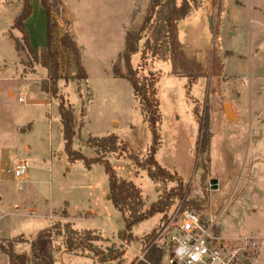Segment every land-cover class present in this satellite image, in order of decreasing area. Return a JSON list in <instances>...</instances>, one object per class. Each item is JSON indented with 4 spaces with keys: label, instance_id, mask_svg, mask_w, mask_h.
<instances>
[{
    "label": "rangeland",
    "instance_id": "obj_1",
    "mask_svg": "<svg viewBox=\"0 0 264 264\" xmlns=\"http://www.w3.org/2000/svg\"><path fill=\"white\" fill-rule=\"evenodd\" d=\"M6 1L21 4L20 0H0ZM28 1L31 14L24 27L30 44L44 49L49 44L46 11L39 0ZM56 1L59 12L52 7L50 45L58 58L57 96L73 108V149L93 157L88 137L114 134L127 152L145 156L151 139L148 125L130 83L115 77L112 70L123 51L126 31L149 14L150 0ZM201 1L193 0L190 11ZM236 2L240 7L234 25L224 26L226 33L230 27L232 37L228 40L224 35V41H230L227 46H214L212 63L200 49L182 45L186 56L202 63L205 78L189 84L185 76L172 74L168 56L154 57L152 47L147 48L148 32L138 42L139 52L132 55L133 66L140 67L138 76L153 82L156 89L160 145L155 158L171 176L153 180L125 153L107 158L119 177L132 180L141 189L145 208L176 189L179 179L186 187L181 198H169L163 212L133 225L131 240L122 237V215L106 198L104 165L86 168L80 160L68 161L58 98L41 91L47 69L25 51L10 49L7 36L0 33L1 244L28 253L29 241L40 229L55 221L69 222L78 230H94L98 239L92 245L97 250L106 253L111 248L123 255L100 262L92 251L65 250L60 235L54 237L59 246L55 264H129L142 255L151 230L153 236L147 241L162 246L181 212L189 209L203 220H216L215 233L230 246H242L245 237L255 241L253 247L239 250L237 264H264V0ZM212 16L214 24L215 12ZM2 24L7 26L5 20ZM12 31L21 36L16 29ZM66 31L79 49L86 79L76 77L75 57L60 45ZM215 36L211 29L206 32L210 46ZM228 46L234 52V61L225 65L231 73L220 63L232 54ZM120 69L125 71L122 62ZM23 94L27 99L20 103L18 97ZM204 117L211 138L207 151L200 154L197 139ZM14 159L28 160L26 180L16 181L8 171ZM211 180H215L213 185ZM0 264H8V256L1 251Z\"/></svg>",
    "mask_w": 264,
    "mask_h": 264
},
{
    "label": "trees",
    "instance_id": "obj_2",
    "mask_svg": "<svg viewBox=\"0 0 264 264\" xmlns=\"http://www.w3.org/2000/svg\"><path fill=\"white\" fill-rule=\"evenodd\" d=\"M21 9L14 18L10 29H16L21 36L17 37L9 33L14 43L16 51H25L33 61L38 62L48 71L47 80L41 83V91L52 97L58 98V113L61 123L62 138L64 141V151L69 162L80 160L86 168H90L92 164L101 163L105 167L108 179V195L107 198L111 204L117 209L123 218L124 228L122 237L125 240H131V229L136 223L163 212L170 203L169 198L173 196L182 197L185 192L182 188L186 187L182 180L177 181V188L169 193L154 200L149 207L145 208V202L142 197L141 189L130 179L119 177L114 168L111 166L107 156L109 154L122 155L125 153L136 166L146 170L149 178L155 180L157 178H169L170 173L162 167L155 158L157 148L160 145L159 123L160 114L158 112V101L156 98V89L154 83H149L145 77L138 76L139 65L136 67L132 64V55L139 52L138 42L143 33L148 32L146 45L149 49L152 47L154 57L163 58L166 55L171 64V73L174 75H182L187 78L189 84L202 76V65L199 62L186 56L182 44L178 38L177 23L185 17L190 11L191 2L193 0H150L149 14L145 15L138 25L127 30L124 35V48L119 55L117 62L113 66V75L126 79L131 87L132 94L138 102L139 108L144 120L146 121L151 139L147 146L145 156L140 157L136 153L127 152L126 146L122 140L114 134L102 137H88V144L94 148L95 156L86 157L80 151H76L72 147L73 138L76 136V129L73 117V108L66 104L64 98L58 95V58L56 50L51 47L52 27L51 11H58V1L56 0H39L40 6L47 14V29L49 44L44 49L34 48L28 38V33L24 27V21L31 14V6L28 0H20ZM54 4L53 6L51 5ZM60 45L67 52H71L77 64L78 79H86L87 75L80 63L79 49L72 38L69 31L64 32L60 38ZM141 60V57H140ZM120 62L124 67V72L120 69ZM208 122L204 118L199 122V136L197 139L198 151L204 154L207 151L210 142V132ZM154 231H150L147 240L153 236ZM63 236V247L67 251H76L78 249L93 252L99 257L100 262L110 259L119 258L123 255V251L112 250L111 248L103 253L92 245V241L97 240L94 230H78L72 227L69 222L55 221L49 226L40 229L36 235L29 241V252H15L12 245L5 247L0 243V251L8 256V264H55L54 253L59 249L58 244L54 242L55 236ZM145 241L142 246L143 257L131 261L129 264H159L163 256V247L158 244H151L150 240ZM11 243V242H10Z\"/></svg>",
    "mask_w": 264,
    "mask_h": 264
},
{
    "label": "built area",
    "instance_id": "obj_3",
    "mask_svg": "<svg viewBox=\"0 0 264 264\" xmlns=\"http://www.w3.org/2000/svg\"><path fill=\"white\" fill-rule=\"evenodd\" d=\"M23 95L18 97L20 103L27 99V95ZM29 166L26 159H14L8 171L19 181L26 176ZM215 229L216 220L206 221L192 210H183L161 246L164 252L159 264H237L239 250L256 244L252 238L245 237L242 246H230Z\"/></svg>",
    "mask_w": 264,
    "mask_h": 264
},
{
    "label": "crops",
    "instance_id": "obj_4",
    "mask_svg": "<svg viewBox=\"0 0 264 264\" xmlns=\"http://www.w3.org/2000/svg\"><path fill=\"white\" fill-rule=\"evenodd\" d=\"M242 5L243 4H241V6ZM21 6L22 4H20L19 1L12 3L9 2L8 4L7 1L3 3L0 2V33L7 36L9 40L7 44L9 45L10 49L14 48L13 40L9 36V33L13 32L12 29H10V26L12 25L14 18L20 12ZM238 7L240 6H238L236 0H234V3L233 0H202L198 6L193 8L188 15L180 19L177 23L178 38L181 44L183 45V43H188L195 49L197 50L200 49V53L208 54L209 63H212L213 56L215 54L214 46L215 45L218 46V44H220V47L222 48L227 46V42H230L228 40L232 37V34H229L228 32L231 31L230 27L234 25V22L236 20V10ZM213 12H215V18H214L215 21L214 24L213 23L211 24L213 20L212 18ZM217 18H219V21H217ZM4 20L6 21L7 26L2 24V21ZM181 23H183V26L181 25ZM226 24H231L229 25L230 27L227 33L224 31L225 29L224 26ZM210 29L212 30L213 33L216 34L215 40L213 38L214 41L212 42V46H210L209 39L205 38L206 32H208V30ZM13 35L17 36L16 34ZM224 35L228 38V40L224 41ZM229 50L230 52H232V54H230L229 57H224L221 58L220 60L222 68L225 72H228V69H226L225 65L228 63H232L234 61L233 60L234 52L230 48ZM228 73L231 72L229 71ZM200 77L205 78L204 75ZM206 80L208 81L209 77H207ZM26 178H27V174L24 177V180H26ZM107 200L109 199L107 198ZM54 260H55V255H54Z\"/></svg>",
    "mask_w": 264,
    "mask_h": 264
},
{
    "label": "water",
    "instance_id": "obj_5",
    "mask_svg": "<svg viewBox=\"0 0 264 264\" xmlns=\"http://www.w3.org/2000/svg\"><path fill=\"white\" fill-rule=\"evenodd\" d=\"M214 181H215V180H211V181H210L211 185H213ZM212 187H214V186H212Z\"/></svg>",
    "mask_w": 264,
    "mask_h": 264
}]
</instances>
